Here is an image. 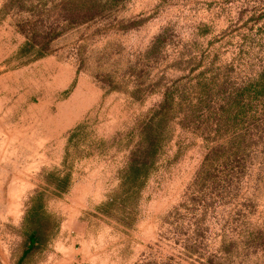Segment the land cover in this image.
<instances>
[{
  "label": "rangeland",
  "instance_id": "obj_1",
  "mask_svg": "<svg viewBox=\"0 0 264 264\" xmlns=\"http://www.w3.org/2000/svg\"><path fill=\"white\" fill-rule=\"evenodd\" d=\"M31 229L29 264H264V0H0V259Z\"/></svg>",
  "mask_w": 264,
  "mask_h": 264
},
{
  "label": "trees",
  "instance_id": "obj_2",
  "mask_svg": "<svg viewBox=\"0 0 264 264\" xmlns=\"http://www.w3.org/2000/svg\"><path fill=\"white\" fill-rule=\"evenodd\" d=\"M28 41L29 39H27L24 46L30 44ZM160 135V117L158 115L156 116L154 114L149 117L148 120L140 123L137 145L131 151L128 162L121 173L122 180L119 188H121L124 193L138 186L139 181L141 182V180L147 176L148 169L153 165L158 152ZM62 180L67 181V175H65ZM55 185L57 189L65 190V187L63 188L59 184ZM31 212L34 214L37 211L33 208ZM37 237V231L35 229L29 230L25 237L22 249H24L23 258L27 262L31 250L38 245Z\"/></svg>",
  "mask_w": 264,
  "mask_h": 264
},
{
  "label": "crops",
  "instance_id": "obj_3",
  "mask_svg": "<svg viewBox=\"0 0 264 264\" xmlns=\"http://www.w3.org/2000/svg\"><path fill=\"white\" fill-rule=\"evenodd\" d=\"M19 228V226H18ZM17 228V229H18ZM20 241V238H19ZM53 246L58 244L57 241H52ZM23 251H17L16 248H9L3 252V257L0 259V264H29L23 258ZM84 260L77 255H48L34 264H83Z\"/></svg>",
  "mask_w": 264,
  "mask_h": 264
}]
</instances>
